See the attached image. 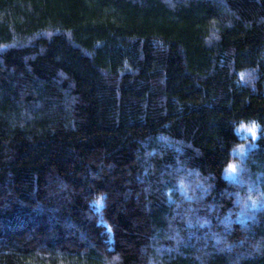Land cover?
<instances>
[{"label": "trees", "instance_id": "16d2710c", "mask_svg": "<svg viewBox=\"0 0 264 264\" xmlns=\"http://www.w3.org/2000/svg\"><path fill=\"white\" fill-rule=\"evenodd\" d=\"M249 122L264 0H0V264H264Z\"/></svg>", "mask_w": 264, "mask_h": 264}, {"label": "rangeland", "instance_id": "374dc122", "mask_svg": "<svg viewBox=\"0 0 264 264\" xmlns=\"http://www.w3.org/2000/svg\"><path fill=\"white\" fill-rule=\"evenodd\" d=\"M235 131L240 137L247 138L249 140H255L259 132L264 134V129L261 130L259 125H257L255 122L240 123L236 126ZM244 145L245 144L243 143L239 148H237L236 153L238 155H240L244 151ZM237 171V163H235L234 161H230L223 170V177L229 180H233L237 176ZM242 203L243 207L247 205L250 206V208L256 207L259 204V202H253L251 199H244Z\"/></svg>", "mask_w": 264, "mask_h": 264}]
</instances>
